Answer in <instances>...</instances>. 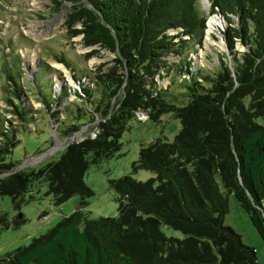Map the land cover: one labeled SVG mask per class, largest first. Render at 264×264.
Here are the masks:
<instances>
[{"label":"trees","instance_id":"1","mask_svg":"<svg viewBox=\"0 0 264 264\" xmlns=\"http://www.w3.org/2000/svg\"><path fill=\"white\" fill-rule=\"evenodd\" d=\"M63 1L75 4L67 26L80 24L71 37L113 54L117 66L95 82H81L75 92L90 111L87 105L99 103L93 137L68 145L55 161L0 178V196L10 197L18 210L41 183L56 206L81 199L77 210L47 233L0 255V264H257L254 249L223 220L231 194L264 242V0H210L206 13L198 0ZM217 12L227 23L218 34L228 52L211 70L194 67L189 56L203 51L207 21ZM14 60L21 62L18 54ZM15 61L8 65L0 56L1 96L19 122L18 129L0 132V175L16 166L9 158L20 144L18 136L35 133ZM59 63L69 67L63 59ZM46 67L36 65L30 83L49 118L66 89L51 92ZM41 68L48 99L36 86ZM177 79L185 90L179 94L182 102L158 84ZM80 109L72 118L85 121ZM139 110L153 122L170 115L180 131L172 141L160 137L140 146L131 172H150V179L108 180L116 217L88 219L83 208L93 192L84 183L85 173L118 154L128 122ZM80 126L62 122L53 128ZM24 222L21 215L9 221L0 213L1 230Z\"/></svg>","mask_w":264,"mask_h":264},{"label":"rangeland","instance_id":"2","mask_svg":"<svg viewBox=\"0 0 264 264\" xmlns=\"http://www.w3.org/2000/svg\"><path fill=\"white\" fill-rule=\"evenodd\" d=\"M198 1L200 10L206 13L210 0ZM73 7L75 4L63 0H0V56L8 65L15 61L14 56L17 54L20 56V64L15 62L20 68L18 75L22 76L20 82L25 91V105L31 111L30 116L33 119L31 125L35 132L22 133L18 136L20 144L13 149L9 158L16 166L11 172L0 175V178L55 161L68 145L82 140L87 135L94 136L93 130L100 121L101 112L97 110L99 103L87 105L88 108L92 107L90 111L77 99L75 92L79 91L81 82H95L94 78L97 75L105 73L108 68L116 67L117 64L114 62L113 54L99 47H86L81 37H71L70 31L80 28V24L70 28L67 26L69 15L75 12L72 11ZM209 19L217 18L211 16ZM209 19L203 51L194 56L190 55L189 58L194 59V67L202 66L211 70L212 65L218 64L220 55L228 51L218 34V29H222V26H215L210 31ZM235 50L241 51L242 48L236 44ZM61 59L68 62L71 68L59 63ZM39 64L48 68L51 92L58 95L63 87L66 89L64 98L50 107L49 118L46 116L48 112H43L41 105L35 100V92L30 83L36 65ZM81 76H86L87 79L77 83L76 77ZM179 83L180 79L174 84H169L167 80L158 82L169 95L177 96L182 102L184 98L179 94H183L185 90ZM36 86L48 99L50 87L43 68L39 71ZM79 108L85 115V121L83 118L80 120L72 118ZM7 110L8 106L3 101L0 90V132H4L8 127L18 129L19 122L17 123V119ZM36 111L41 113L35 115ZM68 111L71 115L66 116L65 112ZM135 115V118L128 122L127 130L121 137V149L118 154L97 167H89L85 173L84 183L93 192V195L85 200L86 205L83 208V213L88 219L116 217V195L109 189L108 180L126 175L141 182L150 179L153 176L150 172L138 171L135 174L131 172V164L137 159L140 146L160 137L172 141L181 128L179 121L170 115H163L157 122L148 119L146 112L142 110L137 111ZM62 122L67 123V126L68 124L81 126L76 130L69 128L74 131L73 133H69L70 130L65 129L66 127L59 131L53 128ZM46 191L44 183L34 186L31 192L32 199L22 204L19 210L15 209L10 197L0 196L1 214H7L9 221L18 215L23 216L25 220L18 229L0 228V255L29 245L33 239L44 235L64 217L75 212L81 201L80 197L75 196L56 206L52 196L47 195ZM28 197L29 195L25 199L28 200ZM227 204L224 225L237 233L244 245L254 249L257 264H264V242L251 225L248 215L231 194L227 195Z\"/></svg>","mask_w":264,"mask_h":264},{"label":"bare ground","instance_id":"3","mask_svg":"<svg viewBox=\"0 0 264 264\" xmlns=\"http://www.w3.org/2000/svg\"><path fill=\"white\" fill-rule=\"evenodd\" d=\"M215 26H218V27L223 26V22L221 21V19L217 18V19L210 20V22H209L210 31L213 30L215 28Z\"/></svg>","mask_w":264,"mask_h":264},{"label":"water","instance_id":"4","mask_svg":"<svg viewBox=\"0 0 264 264\" xmlns=\"http://www.w3.org/2000/svg\"><path fill=\"white\" fill-rule=\"evenodd\" d=\"M217 11L219 12V10H217ZM218 12H217V14L214 15V16H216V18L221 19V21L223 22V25H226V26H227V23H226L224 17H223L220 13H218Z\"/></svg>","mask_w":264,"mask_h":264}]
</instances>
